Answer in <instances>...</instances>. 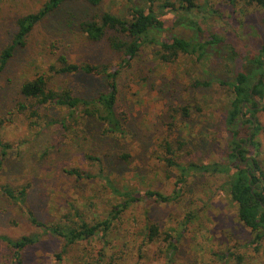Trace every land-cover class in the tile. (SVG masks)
<instances>
[{
  "label": "rangeland",
  "instance_id": "1",
  "mask_svg": "<svg viewBox=\"0 0 264 264\" xmlns=\"http://www.w3.org/2000/svg\"><path fill=\"white\" fill-rule=\"evenodd\" d=\"M43 1L0 0V49L11 38L15 19L35 11ZM196 3L189 13L161 12L163 26L156 36H177L196 46L213 36L220 41L209 42L202 55L199 50L180 52L171 62L159 59L158 47H142L118 75L115 106L123 131L114 135L103 133L105 126L93 119L68 120L69 130L46 124V119L68 112L65 108L42 106L37 117L30 118V101L19 87L36 74L50 75L49 66L59 54L71 62H118L121 54L107 39L115 33L91 42L79 21L105 10L128 17V6H140L139 0H103L94 6L66 0L15 50L0 76V142L11 146L0 168V190L4 184L15 192L26 186L27 195L24 202H16L0 191V234L39 235L22 250L21 264H264V238L257 249L251 243L253 236L238 220L229 198L226 172H190L170 201L146 194H173L179 170L166 159L180 164L225 161V113L232 93L227 82L243 68V60L264 46V7L246 0ZM195 80L210 84L193 85ZM48 86L69 87L74 95L89 99L105 88V81L82 73L57 74L50 75ZM257 101L262 129L253 137L258 145L248 146L246 156L255 158L264 172V98ZM19 103L28 109L20 111ZM81 111L78 107L74 113ZM239 128L243 138L245 127ZM72 167L91 177L69 175L66 170ZM127 191L136 201L111 220L106 232L73 244L65 245L29 221L28 212L42 222L111 218L114 208L127 199ZM150 224L158 228L152 241L147 239ZM0 264H13L2 240Z\"/></svg>",
  "mask_w": 264,
  "mask_h": 264
},
{
  "label": "trees",
  "instance_id": "2",
  "mask_svg": "<svg viewBox=\"0 0 264 264\" xmlns=\"http://www.w3.org/2000/svg\"><path fill=\"white\" fill-rule=\"evenodd\" d=\"M66 0H44L42 5L35 11L18 16L14 21V30L9 41L0 49V76L17 48L23 47L26 38L33 27L49 14L58 9ZM70 1V0H68ZM89 5H98L103 0H83ZM140 6L129 5L128 17L119 16L108 10L98 15H90L80 19L79 28L91 42L100 41L106 38L107 32H113L114 35H108L109 47L114 51L120 52V60L116 63L92 64L86 62H71L64 54H59L56 63L49 66L51 77L57 74L72 75L86 74L95 75L104 78L105 88L89 99L74 95L69 87L62 89H52L48 86L50 75L43 73L36 74L31 79H25L20 87V94L30 101V118L37 117V108L42 106H55L68 110L64 115L58 118L46 119L48 125H59L65 130H69L71 125L68 120L74 122L83 119L96 120L104 125L103 133L115 134L122 132V120L116 113V99L118 93V75L122 69L130 67L133 58L139 53L140 49L146 45L158 47L159 59L165 62L173 61L180 52L194 53L199 50L202 55L204 47L210 42L220 41L216 36L197 46L189 41L172 36L167 40L156 36L157 28L163 26V20L160 18L164 10H184L191 12L197 7V0H139ZM248 3H255L264 7V0H246ZM189 23L195 24L188 20ZM243 68L236 71L231 82H227L231 89V98L225 113V127L229 133V140L226 145V159L221 162L195 163L188 162L180 164L174 160L166 159L169 166L179 170L178 178L175 182V189L172 195H164L160 192L148 190L147 195L163 202L170 201L178 195L180 184L186 180L190 172L198 173H216L218 171L226 172L228 180L226 181L227 192L231 202L236 206L238 220L243 226L247 227L251 234V243L258 248V243L264 238V172L260 169L255 158L248 159L246 144L247 138L251 136V146L258 145L254 140L262 126L256 118L259 111L257 99L264 98V81L262 80L264 72V46L257 50V54L249 60H243ZM255 81L257 83H255ZM221 83L224 84L222 81ZM254 83V84H253ZM209 85L210 82L195 80L193 85ZM243 106V109H242ZM78 107L82 111L76 115L74 112ZM264 107V106H263ZM24 103H19V110H27ZM185 115L188 114L187 107H183ZM32 121V120H31ZM83 121V122H84ZM33 123V122H32ZM239 124L244 125V137L239 138L241 130ZM11 146L0 142V168L4 158ZM168 153L171 149L167 146ZM92 158L91 156H88ZM97 160V158H93ZM252 160V162H251ZM246 161V162H245ZM69 175L78 179L90 178L91 175L81 171L77 167L66 170ZM113 190L116 189L112 186ZM1 193L9 200L24 202L27 195L26 186L20 188L17 192L9 184L1 187ZM127 199L114 208L111 218L86 222L79 218L76 221L67 220L42 222L39 221L31 212H28L29 221L42 228L43 233H50L60 238L65 245L92 238L98 232H106L110 227L111 220L121 211L127 208L130 203L136 201L137 197L130 192H126ZM148 241H152L158 235V228L154 224L147 227ZM0 240L4 241L11 251V260L13 264H21V253L26 247L33 245L39 240L38 234L22 235L17 238H11L0 234ZM174 247L173 244H169ZM60 252L56 253L57 259H60Z\"/></svg>",
  "mask_w": 264,
  "mask_h": 264
},
{
  "label": "water",
  "instance_id": "3",
  "mask_svg": "<svg viewBox=\"0 0 264 264\" xmlns=\"http://www.w3.org/2000/svg\"><path fill=\"white\" fill-rule=\"evenodd\" d=\"M263 76H264V72H263ZM262 80L264 81V77H262ZM255 83H257V82H255ZM242 109H243V106H242ZM251 136L249 135V137L247 138V144H246V147H248V146H250V143H251ZM246 162V161H245ZM251 162H252V160H251Z\"/></svg>",
  "mask_w": 264,
  "mask_h": 264
},
{
  "label": "flooded vegetation",
  "instance_id": "4",
  "mask_svg": "<svg viewBox=\"0 0 264 264\" xmlns=\"http://www.w3.org/2000/svg\"><path fill=\"white\" fill-rule=\"evenodd\" d=\"M248 159H251V158H249V157H247Z\"/></svg>",
  "mask_w": 264,
  "mask_h": 264
}]
</instances>
